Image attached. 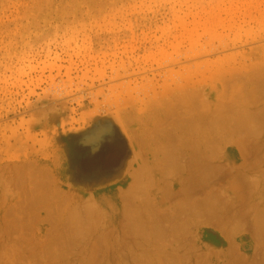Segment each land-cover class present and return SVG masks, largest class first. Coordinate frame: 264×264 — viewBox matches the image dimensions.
<instances>
[{
  "label": "rangeland",
  "instance_id": "374dc122",
  "mask_svg": "<svg viewBox=\"0 0 264 264\" xmlns=\"http://www.w3.org/2000/svg\"><path fill=\"white\" fill-rule=\"evenodd\" d=\"M263 86L264 0H0V264H264L219 144L216 179L185 181L168 212H112L62 182L87 127H230Z\"/></svg>",
  "mask_w": 264,
  "mask_h": 264
},
{
  "label": "crops",
  "instance_id": "0c3cea01",
  "mask_svg": "<svg viewBox=\"0 0 264 264\" xmlns=\"http://www.w3.org/2000/svg\"><path fill=\"white\" fill-rule=\"evenodd\" d=\"M260 92L263 96L255 99L254 108H250L251 101L240 105L230 127L211 124L197 129L191 113L186 125L179 120L176 124L147 125L133 131L115 120H104L97 130L83 129L75 137L79 142L64 148L62 182L66 195L94 198L97 207L111 206L112 212L117 211L114 207L120 209V203L128 207V213H137L135 209L144 214L168 212L158 207L169 198H183L185 181L216 179L211 175L214 169L210 160L220 146L217 155L235 182L232 192L248 198L247 212L256 223V231L247 228L240 235L264 245V86ZM176 97L179 106L181 100ZM93 132L99 133L95 140ZM208 194L212 197L215 191L208 190ZM153 202L152 212L147 208ZM126 203L129 205L124 206ZM131 206L133 211L129 210ZM212 229L208 232L216 239L228 241L226 233Z\"/></svg>",
  "mask_w": 264,
  "mask_h": 264
}]
</instances>
